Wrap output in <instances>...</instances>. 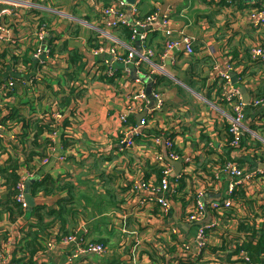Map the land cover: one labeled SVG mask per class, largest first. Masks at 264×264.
Returning <instances> with one entry per match:
<instances>
[{
	"label": "crops",
	"instance_id": "0c3cea01",
	"mask_svg": "<svg viewBox=\"0 0 264 264\" xmlns=\"http://www.w3.org/2000/svg\"><path fill=\"white\" fill-rule=\"evenodd\" d=\"M31 1L39 5L36 9L41 17L39 22L34 20L26 6H19L21 14L11 19L13 28L10 35L18 43L17 48L30 55L35 65L32 54L38 41L32 39L34 32L42 25L51 27L42 49L47 44V50L55 47L56 51L49 55L48 50L47 55L44 53V58H40L44 63L41 73L50 79V89L69 88L67 74L75 67L71 63V52L82 55L85 62L80 81L75 83L83 88L81 96L74 97L64 113L60 109L62 117L59 123L63 126L69 120L67 129L74 141L64 148L59 137L50 135L56 151L49 152L47 157L37 158L34 161L36 170H30V165L25 162L20 169L22 178H26V190L30 180L36 177V171L41 176L49 174L61 180L62 184L70 185L69 191L37 197L29 188L36 205H44L47 210L58 209L60 200L68 199L65 204L75 206V212L67 215L64 227L62 222L52 226L50 234L43 240L42 249L34 258V264H70L67 257L70 250L60 243L59 238L75 229L83 231L88 240L101 242L106 247L104 254L83 255L80 258L83 264H176V258L183 253V242L196 233L197 225L188 221L187 213L195 203L197 193L202 190L208 203L226 197L229 176L213 179L214 171L222 160L229 159V154L243 160L242 163L245 162L251 170L264 168L263 163L254 157L241 158L235 150L223 144L228 133L230 108L222 101L223 90H218L222 82H218L216 77L218 70L226 71V64H232L233 69L228 72L230 86L240 91L245 103L246 122L260 139L264 138V71L251 58L252 50L264 39V28H254L250 24L248 11L252 0H233L231 3L227 0H125L129 6L133 1L140 15L155 10L170 13L175 36L183 31L195 38L194 54H180L175 63L170 58L163 59L160 57L165 39L163 26L160 20L155 21L147 40L155 56L151 63L141 67L139 71L144 70L142 75L136 71V78L132 76V70L127 71L111 53L113 48L121 54L129 52L131 47L138 51L136 41L128 37L123 28H110L103 23L107 18L105 9L113 0ZM257 2L264 5V0ZM109 66L121 69L112 82L103 78ZM138 76L148 81L143 78L137 81ZM149 76L156 78L157 82L152 83ZM149 83L151 92L157 90L163 94L164 104L160 110H153L147 126H140L142 130L133 137L132 146L122 149L121 140L125 132L128 127H137L141 115V111L135 109L136 94L142 89L146 91ZM23 88L20 87L13 98H7V102L17 104L28 98L36 99V90ZM255 97L263 98L259 107L251 104ZM152 98L150 94V106L155 103ZM50 101L55 104L57 98L52 96ZM152 114L150 111L149 116ZM122 115L128 116L125 124ZM14 128L15 123L6 128L3 131L6 136L2 140L9 151L18 154L22 160L23 154L11 150L9 132ZM156 138L160 139L159 142ZM167 139L174 142L173 149L166 145ZM40 142H44V137ZM171 151L181 156L177 160L179 162L185 157L193 159L188 165L182 162L179 174L168 161ZM8 159L9 154L0 152V167H4ZM168 165L172 168V186L177 193L169 197L171 208L165 215L157 202L155 188L159 171ZM30 173L35 176L31 178ZM142 182L149 188L142 187ZM242 187L246 197L239 203L246 207L240 209L237 220L239 224L246 219L250 225L255 223L258 227L252 245L255 260L250 256L253 264H259V257L264 255H259L257 248L262 238L264 217L252 219L260 205L264 206V178ZM7 197L8 190L1 185L0 207ZM30 208L28 203L24 214L15 221H11L8 212L2 214L0 264L11 260L13 255L19 259L24 255L20 249L24 233L30 225L38 223ZM259 214L264 215V211ZM216 219L221 221L219 231L222 234H210L213 241L228 235L233 237L238 224L230 216L219 219L207 210L202 222L207 224ZM50 242L52 247L48 245ZM210 255L204 254L203 263L199 264H215Z\"/></svg>",
	"mask_w": 264,
	"mask_h": 264
},
{
	"label": "built area",
	"instance_id": "2783aa9c",
	"mask_svg": "<svg viewBox=\"0 0 264 264\" xmlns=\"http://www.w3.org/2000/svg\"><path fill=\"white\" fill-rule=\"evenodd\" d=\"M229 3L233 2V0H227ZM258 0H252L251 8L248 11V17L250 18V24L254 28H264V5L257 2ZM19 6H26L27 10L34 16V20L39 22L41 18L36 9L39 8V5L34 4L31 0H0V95H3V92L10 91L17 86V82L14 81L20 80L22 83L20 87L31 86L34 83V79L38 78L42 73L41 69L38 68V64H43L40 60L42 54H46L48 50H43L42 45L46 42L47 37L49 36V30L51 27L49 25H42L39 30L34 32L33 38H36L38 41V46L35 47L33 51V59H35V65L30 63H22L16 62L15 64L10 59V56L3 59L1 56V52L7 50H13L17 52L19 55H22L23 52L21 49L17 48L18 43L15 42L10 35L12 32V23L11 19L13 17H17L21 14L19 10ZM33 10V13H32ZM105 15L107 18H104L103 23L110 28H128L130 30V37L132 40L140 42L141 52H138L134 47L130 48V51L126 54H121L117 52L116 49H112L111 53L119 63H123L124 67L127 71H130L131 68L129 65L133 62L134 57L137 56V59L134 61V67L137 69L138 74L142 75L144 73L141 70V67L144 64L151 63L153 57L155 56V51L147 45V40L149 37V33L153 30V23L157 20H160L162 23V33L164 36V45L160 54V57L163 59L170 58V60L175 63L180 54L184 55H192L194 54V43L195 38L186 34L183 31H179V36H175L176 30L173 28L171 24L170 13L168 12H160L158 10L153 11L147 15H140L138 8L133 4L129 6L125 0H113V3L105 9ZM47 43V42H46ZM97 52V51H96ZM251 58L254 62H258L261 66L262 71H264V39L262 43H259L257 47H255L251 52ZM39 62V63H38ZM2 63H6L5 67L2 66ZM35 66V67H34ZM130 69H129V68ZM217 69V66H215ZM233 69L232 64H226V71H217L216 77L218 78V82H223L222 84V101L226 102V104L230 108V115L228 121V130L227 132L230 135V138L226 136L224 141V145L231 150H235L241 158L246 157H254L258 162L263 163L264 166V154H262V147L264 148V138L260 139L258 134L253 131V129L246 122V114H245V103L242 100V96L240 91L237 88H234L231 85V79L229 75V71ZM17 74V76L14 75ZM106 75L113 76L115 75V69L111 66L108 67L106 71ZM150 77V76H149ZM14 78V79H13ZM137 81H141L143 78L138 76ZM152 83L157 82L156 78H151ZM140 83V82H138ZM18 87V86H17ZM19 87V88H20ZM16 88V91L19 89ZM151 96L154 98V105L150 106V95L146 93L144 89L139 91L136 94V105L135 109L137 111H141L140 114H144L142 119L140 120V125L137 127H128L125 132L123 139L121 140L122 149L132 146L134 139L133 137L139 133L140 126H147L148 119L153 117L154 112L160 110L164 104L163 94L157 90H152ZM1 97V96H0ZM58 100V99H57ZM4 101H7L5 99ZM3 101L1 100V103ZM59 102V101H58ZM263 102V98L255 97L252 100V105L255 107H259ZM53 107V106H52ZM51 107L50 112L48 113V117L51 116L55 119H59L62 117L60 113V109L54 111ZM146 107L145 111L144 108ZM0 120L5 115L7 110L0 105ZM151 111V116H149ZM260 112V111H258ZM122 122L128 121L127 115H122ZM58 124V123H57ZM5 126L0 122V137L4 138L6 136L3 131L5 130ZM21 130L20 126H16L13 130H10L9 134L11 135L10 139L17 138V133ZM58 134L57 128H55L51 132V136L55 138ZM156 142H159V138L155 139ZM259 144L262 147H258ZM166 145L170 148H174V142L171 139L166 140ZM211 146V145H210ZM213 146V145H212ZM211 149V148H208ZM56 151V146L50 147L49 152L54 153ZM218 152H221L218 151ZM256 155V156H255ZM237 156V157H239ZM180 155L171 151L170 158L173 160H180ZM64 159V157H60ZM46 159V158H45ZM193 159L191 157H185L182 159L184 164L188 165ZM243 160L236 159V157H231L225 160L222 164L218 165L214 171L213 179H218L221 175H228L230 178V183L228 185L226 191V197L224 200H213L211 202H206L204 199V192L201 190L197 193V199L193 204L192 208L187 213V219L190 223H193L196 226L195 236L191 239L185 240L183 242V253L184 256L191 258L192 260H196L200 254L203 252L204 247L208 244H222L221 240H214L211 238L210 234L207 233L209 231L212 235L214 232H220L221 221L213 220L210 223L204 224L202 222L203 217L205 216L207 210L214 215L220 218L229 217L231 215L237 221V218L240 217L239 213L240 209L245 208L246 206L242 203L235 202L233 195L236 191L237 187L243 186L248 182H252L256 179L264 178V168H259L255 170H251L246 167L245 162L242 163ZM172 168L171 166H165L161 169L159 175V181L155 188L157 192V202L161 205L163 213L165 215L169 214L171 205L169 201V197L172 193L176 194L177 189H174L172 186L171 174ZM31 178L35 176V174L30 173ZM185 175V173H183ZM183 175V176H184ZM182 176V177H183ZM141 186L148 189L149 185L145 183H141ZM16 200L21 204L23 209L28 208V202L26 201V178H22L19 184L17 185V195ZM262 205H260V209L258 213H256L255 217H253V221L259 217H264V215L259 214L260 211L263 210ZM237 209V211L231 212L230 210ZM247 209V208H246ZM174 232H177L175 229ZM238 225L236 231L233 233H237ZM222 234V232H220ZM241 235V242L245 240V233L239 234ZM226 240L230 241L232 237L228 235L225 237ZM60 243L68 248V261L70 264H83L80 261V258L83 255H87L90 253L95 254H104L106 251V247L103 243L97 241L88 240L85 237V233L81 230L75 229L69 233L60 235ZM49 247L53 246V243L50 242ZM212 256V255H210ZM212 260L215 264H218V260L215 256H212ZM244 264H253V260L248 251H242L240 254ZM14 255L11 260L4 262L3 264H16L13 261ZM236 258V257H235Z\"/></svg>",
	"mask_w": 264,
	"mask_h": 264
},
{
	"label": "trees",
	"instance_id": "16d2710c",
	"mask_svg": "<svg viewBox=\"0 0 264 264\" xmlns=\"http://www.w3.org/2000/svg\"><path fill=\"white\" fill-rule=\"evenodd\" d=\"M122 30L127 34L128 37H130V30L128 28H123ZM48 49L49 55H53L56 51L55 47H51ZM1 56L3 57V59L10 56V59L14 64L19 61L22 63L32 64L30 55H19L13 50H10L9 52L7 50H4L3 52H1ZM71 63L75 67L67 74L68 82L70 83V86L67 90L59 89L57 91H52V89H50V79H48L46 75L41 74L38 78L34 79V83H32L31 86L24 87L27 90H36V99L33 100L28 98L27 100L21 102L19 101L20 103L17 104H10L9 102L4 101L7 98H13L17 93L16 88H19L22 84L20 80H16L14 78V81H19V83L17 82L18 87L16 86L14 89L5 91L3 92V95H0V105L7 110L0 122L3 124V126H5V128H10V125L12 123H15V127L17 125L20 126L21 130L19 133H17V138L12 139L10 141V145L13 148H11L13 152L20 153L21 155L23 154V159L21 160L18 154L15 155L14 153L9 151L8 146L0 137V152L9 154V159L6 162V165L4 167H0V186L4 185L8 190V197L1 203L0 220L2 214L5 212L9 213V218L11 219V221H15L19 216H22L24 214L25 209H23L21 204L16 200L17 185L22 179L20 169L22 167V163L25 162L30 165V170H36L34 161L37 158L48 156L50 147L54 146V142L50 137L51 132L55 128L59 130V134H57V137H59L60 145H62L64 148L70 146L74 141L73 137H71L68 133L69 129H67V127L70 126L69 120H66L62 126L59 123V119H55L51 116L48 117V113L50 112L52 106V109L54 111L61 108V113H64V109L68 107L73 98L76 96H81L83 88L81 84L79 86H76L75 83L80 81L79 78L83 73L85 62L83 61L82 55L77 52H71ZM256 63L258 64V62ZM5 64L6 63H2V66L5 67ZM43 64H38V68H42ZM120 70L121 69H115V75H106L103 76V78H106L110 82H112L115 78L118 77L117 75L119 74ZM222 83L218 87L219 92L222 88ZM47 95L48 97L46 98ZM52 96L58 99L55 104H53L54 99L53 101H50ZM1 100L3 101L2 103ZM44 102L45 105H41V103ZM227 135V137L230 138L229 133H227ZM42 137H44V142L41 143L40 141ZM207 146L208 144H206V148ZM228 158H231L229 154ZM225 160L226 159H223L222 163ZM214 164L217 165V163ZM36 173V177L30 185V192L34 197H37L40 194L49 196L61 193L63 191H69V184H62L61 180L55 179L49 174L41 176L38 171H36ZM182 182L184 181L182 180ZM245 193L246 191L242 186L237 187L233 195L234 201L238 203L243 202L246 197ZM66 200L68 203V199L60 200L61 205L58 209L47 210L46 206L37 204L31 210V213H34V215L38 218V223L33 226L30 225L28 231L24 233V237L22 238V248H20L24 255L20 259L18 257H14V263L34 264V258L36 254L39 253V251L42 249L43 240L50 234L52 226H54L56 222H62V225L64 227L65 223L67 222V215L70 216L75 212V206L68 207L65 204ZM250 204L252 205L253 201H251ZM230 211H237V209L234 208V210L232 209ZM229 216L231 217V215ZM257 217L259 216L257 215ZM257 228L258 227H256L255 223L253 225H250L249 220L247 221L246 219H242L238 224V233H245L246 236L243 242H241V235L237 233L233 235L230 241L226 240V238L221 237L222 244H208L206 247H204L203 252L196 260H192L191 258H188L184 256V254H182L176 258V264L203 263L204 254L206 253H211L212 256H215L218 260V264H244L242 258L240 257V254L242 251H248L250 255H252L253 240L254 238H256L258 233L256 231ZM207 233L211 234L212 232L210 233L209 231H207ZM217 235H219L220 237V234ZM257 248L259 251V255L264 254V229L262 231L261 242H259ZM253 258L255 260L254 256ZM259 259V264H264V255L259 257Z\"/></svg>",
	"mask_w": 264,
	"mask_h": 264
},
{
	"label": "water",
	"instance_id": "95a60500",
	"mask_svg": "<svg viewBox=\"0 0 264 264\" xmlns=\"http://www.w3.org/2000/svg\"><path fill=\"white\" fill-rule=\"evenodd\" d=\"M132 3L134 4L133 1H132ZM136 45L138 46V52H141L140 42H139L138 40L136 41ZM46 48H47V44H44V46H43V50H46ZM42 58H44V56H42ZM136 59H137V56L134 57L133 62L129 65V67H130L131 70H132V76H133L134 78H136V71H137V69L134 68V64H133V63H134V61H135ZM16 76H17V74H16ZM142 80L148 81V79H145V78H143ZM242 91L245 93V92H246V89L243 88ZM146 93H147L148 95L151 94V84H150V83H149L148 87L146 88ZM152 99H154V98H152ZM246 100L248 101V99H246ZM143 116H144V114H141V115L138 117V125H140V120L142 119ZM141 130H142V129L139 128V132H141ZM168 161L171 163L172 166H174L175 171H176V174H179V173H180V170H181V168H182V162H179V161H176V160H173V159H170V158L168 159ZM33 180H34V179L30 180V183L27 184V190H26V193H27V195H26V200H27L28 203L31 205L30 210L32 209V207H34V206L36 205V204L34 203V200H33L32 196L29 194V188H30V185H31V183L33 182Z\"/></svg>",
	"mask_w": 264,
	"mask_h": 264
},
{
	"label": "rangeland",
	"instance_id": "374dc122",
	"mask_svg": "<svg viewBox=\"0 0 264 264\" xmlns=\"http://www.w3.org/2000/svg\"><path fill=\"white\" fill-rule=\"evenodd\" d=\"M26 195H27V193H26ZM8 221L10 222L9 218H8ZM8 221H7V222H8ZM7 222H6V223H7Z\"/></svg>",
	"mask_w": 264,
	"mask_h": 264
}]
</instances>
